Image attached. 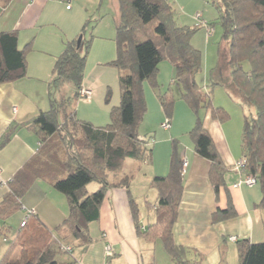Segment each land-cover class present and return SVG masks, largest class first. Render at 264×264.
<instances>
[{
	"label": "trees",
	"instance_id": "trees-1",
	"mask_svg": "<svg viewBox=\"0 0 264 264\" xmlns=\"http://www.w3.org/2000/svg\"><path fill=\"white\" fill-rule=\"evenodd\" d=\"M10 1L0 0L3 9ZM117 1V57L109 65L119 72L120 106L112 109L111 123L107 127L80 121L72 109L77 100H82L80 92L84 89L87 54L92 46L91 40L85 37L86 24L77 39L68 42L56 60L49 84L50 110L40 112L23 125L37 135L39 149L8 182L9 193L0 204V216L6 218L22 208V199L33 184L44 180L66 197L69 214L53 231L38 218L35 210H27L20 224L21 230L0 264H76L74 260L58 262L60 256L71 254V250L57 244V234L62 230L82 246L91 244L90 226L100 221L101 206L107 193L124 187L132 195L134 175L121 177L127 162L135 161L139 165L153 162L154 139L143 138L138 132L148 110L147 83L157 92L166 116L161 129H172L175 100L171 89L164 93L160 90L159 74L163 62L173 66L174 82L182 89V98L196 118L189 135L196 154L211 162L209 181L217 194L226 187L228 168L204 127V118L209 115L220 123L230 120L223 108L214 105L212 94L216 87L240 99L246 110L241 138V159L245 166L240 173L257 180L256 185L263 196L258 207L264 211V0H206L214 5L216 22L223 30L222 41L228 44L227 55L221 57L219 68L212 71L208 86L198 81L203 72L204 57L191 44L196 30L177 23L171 0ZM207 27L212 33L214 26L207 23ZM81 36L83 40L78 47ZM32 50L33 42L19 47L18 32L0 33V85L27 77V58ZM217 70L224 71L226 78H217ZM68 84L74 87L73 97H68L65 91ZM201 111L204 118L200 116ZM166 121L171 124L169 130L162 127ZM19 128L20 125H14L4 133L0 150L8 145ZM179 144L178 140H173L168 174L150 181V188L157 192L155 222L148 227L141 225V211L133 197L131 209L140 238L149 243L161 242L174 264H197L190 259L193 252L177 245L173 235L184 191V161ZM118 177L121 179L117 180ZM93 182L100 186L90 193L88 188ZM235 216L232 202H229L226 210H218L213 215V222ZM23 222L25 226H22ZM6 229L5 224L0 227V236H6ZM232 242L237 244L239 264H264V240L252 242L236 238Z\"/></svg>",
	"mask_w": 264,
	"mask_h": 264
},
{
	"label": "crops",
	"instance_id": "crops-1",
	"mask_svg": "<svg viewBox=\"0 0 264 264\" xmlns=\"http://www.w3.org/2000/svg\"><path fill=\"white\" fill-rule=\"evenodd\" d=\"M76 1L11 0L5 9L0 2V33L18 32L20 48L33 42V50L27 58V77L14 83L0 85V139L10 127L20 125L8 145L0 150V204L9 193L8 182L36 156L39 149L37 135L23 125L37 117L40 112L50 110L49 84L56 60L64 52L66 44L77 39L84 27L81 8L77 10L68 8L71 2ZM118 17L119 12L115 16V23ZM85 82L89 83H84L86 89L101 87L100 82L99 84L96 82L90 84V80ZM218 90L225 89L216 87L215 92ZM93 95L89 103L77 100L72 109L75 111L76 103H83L85 104L83 106L87 107L86 114L91 110L105 112L100 108L98 92ZM218 97L215 93V106L223 105L230 110L231 106L227 105L230 100L242 106L245 111L239 98L228 95L227 100H223V97ZM157 114L158 117L152 123L154 127L147 131L148 137L154 139L153 162L139 165L135 161H128L121 176L134 175L132 195L130 196L124 187L114 188L107 193L101 206L100 221L90 226L93 239L91 244L82 246L62 230L56 233L59 240L57 244L71 249V254L58 258L59 263L74 260L76 264H174L161 242L149 243L138 236L131 209L133 197L141 211V225L148 227L155 222L157 192L150 188V181L156 176L168 174L170 144L174 139L179 141L181 157L188 164L184 172V191L178 219L173 230L175 243L192 251L190 259L197 264H239L237 244L230 241V238L236 237L238 240L247 239L252 242L264 240V211L258 207L263 197L260 187L242 185L234 188L243 177L235 169L236 163L242 158V137L238 145L236 136H232L236 131L234 132L228 124L215 121L209 115L205 116L204 127L211 134L228 168L225 176L226 187L221 188L217 194L209 181L211 162L196 154L193 141L185 140L182 130L176 126L179 122L175 120L172 129L164 131L161 124L165 115L161 109ZM179 120L182 125L183 119ZM194 124L195 122L190 121L185 133H189ZM229 202H232L236 216L214 223L213 215L218 210H226ZM148 205L152 207L149 208ZM21 206L22 217H26L27 210H35L38 218L53 231L69 214L66 197L44 180H37L33 184L22 199ZM3 219L6 218L0 216V227L5 224ZM107 247H111L112 257L106 255Z\"/></svg>",
	"mask_w": 264,
	"mask_h": 264
},
{
	"label": "rangeland",
	"instance_id": "rangeland-1",
	"mask_svg": "<svg viewBox=\"0 0 264 264\" xmlns=\"http://www.w3.org/2000/svg\"><path fill=\"white\" fill-rule=\"evenodd\" d=\"M171 2L175 11V20L177 23L180 26L196 30L191 40V44L195 49L199 50L204 57L203 72L202 75H199L198 81L200 84L208 86L210 85V78L213 76L212 71L216 67L219 68V64L222 62L221 57L223 55L226 57L228 52V44L222 41L223 30L216 22V9L213 4L206 0H171ZM117 6V0H77L76 3L71 2V7L74 8V10L81 8L80 11L83 14L82 17H84V26L88 24L85 37L92 42V46L87 54L85 80H90V84L92 82H96L97 84H99V82L101 83L100 88L95 89L94 87L91 90L94 94L95 92H98V96H100L101 100L100 108L105 111H95L93 109V112L91 110L86 114L87 111H85V108L87 107L83 106L85 104L76 103L75 113L77 119L92 124L95 127H107L110 125L112 109L120 106L121 101L119 72L116 68L109 65V63L117 57L115 29V16L118 13L116 12ZM207 23L214 26V30H211L212 33L208 32ZM160 67V90L164 93L171 89V94L175 100L176 107L173 115V123L175 120L179 122H175L176 126L182 130L185 140L189 141L191 139L189 135L190 131L189 133H185V130L189 128L190 121L195 122L196 118L193 116L190 108L182 98V89L174 82L173 66L168 62H163ZM220 67H223V65ZM245 68L249 70L248 65H245ZM216 75L217 78L220 76L224 79L226 78L224 71H221L220 73V71L217 70ZM145 89L148 110L145 119L141 122L138 128V132L143 138H147L149 136L147 134L148 129L154 127L152 123L155 118L158 117L157 112H159V109H161L164 114L156 95L157 92L153 90L150 83H147ZM65 91L67 92L68 97H72L71 94H74V87L71 84H68ZM218 91L223 92L219 93ZM218 91L215 92L214 89L212 94L213 97L215 93H217V97L220 95L218 98L223 97V100H227L228 92L226 90ZM229 103L226 104L231 106L230 110L224 108L223 105L221 107L230 115V120L224 124H228L234 132L236 131V134L232 136H236V143L239 145L244 127V112L246 113V110L244 111L242 106L230 102V100ZM204 115L203 111H201L200 116L204 118ZM179 118L181 120L183 119L182 125ZM172 144L173 140H171L170 147H172ZM118 179H120V177H118ZM99 186L98 183L93 182L88 190L90 193H93L99 189ZM22 211V209H18L15 213L7 216L6 219H3V224L5 223L7 231L5 232L6 236H0V260L4 256L11 242L14 240L16 234L21 230L20 224L24 217L21 216L23 213ZM4 238H6L7 242Z\"/></svg>",
	"mask_w": 264,
	"mask_h": 264
},
{
	"label": "built area",
	"instance_id": "built-area-1",
	"mask_svg": "<svg viewBox=\"0 0 264 264\" xmlns=\"http://www.w3.org/2000/svg\"><path fill=\"white\" fill-rule=\"evenodd\" d=\"M68 8H70V6H68ZM93 94L94 92L90 89H82L81 92H80V95H81V99L84 101V102H87L89 103L93 97ZM162 127L165 129V130H169L171 128V124L166 121ZM187 162H184L183 163V168H184V171L186 170L187 168ZM245 166V161L243 159H240L236 165H235V169L239 172H242V169L244 168ZM257 184V180L255 178H253L252 176H249V175H243V177L239 180L238 183H236L234 185V188H238V187H241L242 185H246L248 187H253ZM22 226H25V222L22 223ZM231 241H236V237H232L230 238ZM65 250L67 251H70L71 249L70 248H65ZM106 255L108 257H112L113 256V252H112V249L111 247H107L106 249Z\"/></svg>",
	"mask_w": 264,
	"mask_h": 264
},
{
	"label": "water",
	"instance_id": "water-1",
	"mask_svg": "<svg viewBox=\"0 0 264 264\" xmlns=\"http://www.w3.org/2000/svg\"><path fill=\"white\" fill-rule=\"evenodd\" d=\"M82 40H83V37L81 36V37L78 39V47L81 46Z\"/></svg>",
	"mask_w": 264,
	"mask_h": 264
}]
</instances>
